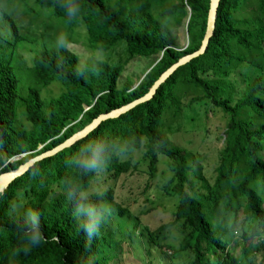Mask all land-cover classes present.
<instances>
[{"label": "trees", "instance_id": "1", "mask_svg": "<svg viewBox=\"0 0 264 264\" xmlns=\"http://www.w3.org/2000/svg\"><path fill=\"white\" fill-rule=\"evenodd\" d=\"M209 1L0 0L12 32L11 40L0 36V174L15 171L98 116L148 93L164 71L199 49ZM14 2L40 10L32 23L46 11L63 27L84 29L91 49L120 47L123 57L112 66L95 61L80 66L78 56L64 46L44 47L34 54L30 74L44 86L58 84L60 94L44 102L38 87L21 91L14 64L21 42L15 11L10 10ZM69 7L78 10L69 16ZM181 26L187 45L178 50ZM133 58H151L155 64L134 89L119 90L120 70ZM244 70L254 74L239 86L230 76ZM194 105L205 116L226 120L209 179L198 175L201 157L194 154L188 166L184 150L170 139L182 130L184 110ZM92 143L104 149L105 167L97 173L84 172L75 163L87 154L83 146ZM141 149L140 163L150 180L159 157L171 167V177L161 186L176 201L171 221L139 231L134 217L119 227L121 238L107 230L111 216H130L126 206L117 205L99 233L87 239L65 199L64 182L89 192L93 183L116 181L136 171L131 155ZM189 172L200 181L198 188L187 178ZM113 195L107 186L101 196L89 197L110 207ZM25 208L40 214L41 240L36 245L23 238ZM171 230L180 240L178 250L168 254ZM136 236L146 264H264V0H220L213 35L201 56L175 71L147 103L102 122L82 140L37 162L0 194V264H121L125 238ZM152 251L157 252L156 263Z\"/></svg>", "mask_w": 264, "mask_h": 264}, {"label": "rangeland", "instance_id": "2", "mask_svg": "<svg viewBox=\"0 0 264 264\" xmlns=\"http://www.w3.org/2000/svg\"><path fill=\"white\" fill-rule=\"evenodd\" d=\"M15 6H10V10L15 11L12 18L14 19L21 42L15 53L14 64L17 68L21 91L29 86H35L39 89V97L42 101L47 102L56 98L60 94L58 84L42 85L36 83L30 74L31 61L34 54L44 47L60 46L58 40L63 41V46L78 56L79 65L84 66L91 62H107L110 66L116 65L120 58L123 57L122 49L117 47L114 51H96L90 48L86 40V32L81 27H63L54 20L48 18V13L43 11V15L37 23L31 20L40 14V10L33 4L23 6L21 3L14 2ZM31 6V7H30ZM185 24V22H184ZM0 36L3 40H11L12 32L9 23L3 18L0 11ZM179 47L178 50L186 47V33L184 26L178 28ZM182 47V48H181ZM155 61L151 58H133L125 62L120 70L117 80L119 90L130 87L134 89L144 78V76L154 66ZM243 73L230 76L233 82L242 86L245 77L254 74L252 71L244 70ZM258 74V72H255ZM183 120L181 123V132L170 136L171 141L184 150L187 165L192 164L194 154L201 157L199 165V177H212L213 169L216 164L217 150L221 147L222 136L226 120L222 116L213 114L203 115V110L194 105L184 110ZM77 143V142H76ZM142 149L139 152H133L131 158L136 163V171L132 170L123 174L116 181H104L93 183L88 192L89 195L97 193V190H103L105 187H112L114 190V204H109L110 209L117 205L126 206L130 216L124 217L118 214L113 215L107 221V230L117 232L120 235V228L123 225H129L134 221L141 228L153 230L162 223L171 221V215L174 210L176 201L174 198L166 196L162 192V184L168 180L171 175V167L159 157L160 163L155 177L150 180L146 175V167L140 163L142 160ZM122 160L127 159L121 158ZM103 179V177H100ZM187 178L194 183L195 188L200 185V181L192 172L187 173ZM138 235V234H137ZM128 236V233H127ZM122 238V237H121ZM179 235L175 230H171L167 235L166 243L169 247L168 254L178 250ZM139 241L138 237L131 240L126 237L122 244L123 258L121 264H146L147 256L142 251V245L136 246ZM237 252V250H236ZM156 251L151 252V259L156 263ZM177 258V256H176ZM178 259V258H177ZM185 261L182 257L181 262ZM167 262V258L165 259Z\"/></svg>", "mask_w": 264, "mask_h": 264}, {"label": "clouds", "instance_id": "3", "mask_svg": "<svg viewBox=\"0 0 264 264\" xmlns=\"http://www.w3.org/2000/svg\"><path fill=\"white\" fill-rule=\"evenodd\" d=\"M78 9L69 7L68 15L72 16ZM62 47L63 41L58 40ZM87 154L79 155L76 160V167L84 172L97 173L104 169L105 159L103 146L98 143L86 144ZM102 195V190H97V196ZM64 196L71 208L72 216L77 227L87 239H92L99 233L102 225L108 217L111 209L105 204H100L90 199L88 192L82 191L80 186L71 182H64ZM24 227L23 238L30 244L36 245L41 240L40 214L32 209L23 210Z\"/></svg>", "mask_w": 264, "mask_h": 264}, {"label": "water", "instance_id": "4", "mask_svg": "<svg viewBox=\"0 0 264 264\" xmlns=\"http://www.w3.org/2000/svg\"><path fill=\"white\" fill-rule=\"evenodd\" d=\"M220 0H210L209 1V8L207 13V20H206V29L203 36V39L201 41V45L199 49L191 54L185 55L177 60L176 63L171 65L166 71H164L161 76L154 82V84L149 89L148 93H146L144 96L138 98L137 100L131 102L130 104L120 107L118 109H115L107 114H103L98 116L96 119H94L88 126H86L83 130L77 132L67 140H65L60 145L50 149L47 152H44L40 154L39 156H36L30 160H28L26 163L21 165L18 169L15 171H10L7 173L0 174V194L5 191V189L12 183L16 178L20 177L24 173H26L34 164L37 162L52 157L56 155L57 153L61 152L62 150L69 148L76 142L82 140L85 138L89 133H91L93 130H95L102 122L110 119H116L119 116L129 112L133 108L147 103L150 99H152L153 95L156 93L157 89L180 67L188 64L193 59L201 56L209 43L210 38L213 35L214 29H215V23L217 18V9L219 6Z\"/></svg>", "mask_w": 264, "mask_h": 264}]
</instances>
